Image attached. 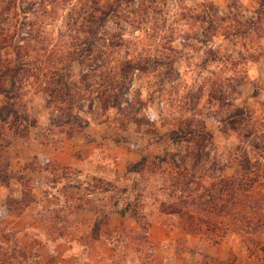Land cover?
I'll return each instance as SVG.
<instances>
[{"label": "rangeland", "instance_id": "1", "mask_svg": "<svg viewBox=\"0 0 264 264\" xmlns=\"http://www.w3.org/2000/svg\"><path fill=\"white\" fill-rule=\"evenodd\" d=\"M58 1L59 7L28 0L24 12L20 1L15 11L6 10L9 0H0V185L9 188L11 197L22 191V204H28L32 190L45 186L44 177L29 176L41 167L50 170L58 183L87 187L89 195L85 193L73 204L76 210L84 198L100 194L91 201L104 205L103 212H112L107 208L117 201L126 207V188L117 190L101 178L88 182L83 174L45 159L39 163L33 159L23 169L16 161L19 141L26 143L28 149L20 153L27 156L34 151L31 139L41 135L49 141V129L61 145L70 138L89 141L87 128L100 124L106 133L104 140L117 147L128 151L145 147L138 152V161L124 160L119 166L141 175L133 198H144L149 204L158 201L159 207L148 206V211L176 214L182 225L201 232L207 240L228 241L232 250L227 264H264V207L256 201L249 210L242 203L244 185H251L256 193L263 189L264 155L252 151L250 172L237 177L244 185L237 191L241 206L236 210L226 184L227 178L245 174L241 172L243 159L237 157L247 152L248 142L241 143L235 127H244L248 121L244 113L249 112L257 127L264 122V0H103L117 12L100 22L102 45L111 49V40L116 47L114 55L94 59L88 79L82 78L77 61L66 69L78 48L73 38L84 33L80 28L88 2ZM27 34L29 40L24 38ZM24 44L29 45L27 74L20 70L15 54ZM126 60L137 65L127 81L126 97L132 105L103 110L99 89L114 82L110 69L118 73L125 69ZM53 61L65 69L63 75L72 84L92 85L81 93V106L75 109L85 121L81 126L57 123L62 112L50 108L48 96L39 91L37 77L48 73L46 81L51 80L54 67L47 64L49 69L38 71L37 66ZM9 68L17 72H8ZM116 80L123 82L120 77ZM75 157L82 158L80 154ZM219 174L224 178L218 179ZM218 198L216 205L221 209L215 211L212 206ZM60 200L64 201L53 194L50 201L60 205ZM134 208L130 213L139 217L141 211ZM55 210L52 215L58 221L63 209ZM140 223L138 238L145 248L147 225L142 219ZM12 239L0 214V264L24 263L22 250ZM26 261L37 263L34 255Z\"/></svg>", "mask_w": 264, "mask_h": 264}, {"label": "crops", "instance_id": "2", "mask_svg": "<svg viewBox=\"0 0 264 264\" xmlns=\"http://www.w3.org/2000/svg\"><path fill=\"white\" fill-rule=\"evenodd\" d=\"M49 131V141L41 135L30 136L34 151L27 156L20 153L28 149L26 143L18 142L19 168L23 169L33 159L38 163L45 159L49 164L66 165L72 172L83 174L88 182L101 178L117 190L126 188L129 204L126 207L119 201L113 207L108 204L107 209L112 212L105 213L104 205L95 206L91 201L100 194L93 199L83 197L84 204L76 210L73 204L89 191L87 187L58 183L50 170L41 167L31 174L26 172L35 180L45 179L44 187L32 190L28 204H22V191L11 197L9 188L0 185V214L19 251L34 255L41 264H145L146 261L149 264H227L232 250L228 241L207 240L201 232L182 225L176 214L146 209L157 208L158 201L149 204L144 198H133L141 175L128 169L122 171L119 164L124 160L138 161L143 145L135 151L117 147L112 141L104 140L106 133L100 124L87 128L89 141L70 138L61 145L57 135ZM164 147L161 148L164 150ZM76 154L82 158L75 157ZM53 194L64 201L60 200V205L50 201ZM59 207L63 210L57 221L52 213ZM134 207L141 211L139 217L130 213ZM141 219L147 225L145 248L138 238Z\"/></svg>", "mask_w": 264, "mask_h": 264}, {"label": "trees", "instance_id": "3", "mask_svg": "<svg viewBox=\"0 0 264 264\" xmlns=\"http://www.w3.org/2000/svg\"><path fill=\"white\" fill-rule=\"evenodd\" d=\"M19 1L21 2V6L25 12L27 8L25 7L24 4L28 0H9L8 7H6L7 8L6 10L13 9L17 11L21 7L19 4ZM44 1L46 3H50L51 5L55 4L57 7H59L58 0H44ZM66 1L67 0H65V2ZM87 2H88V5L87 4L86 5L89 7L86 12L88 14L85 20L82 22L83 28L82 27L80 28L83 30L84 33L79 36L76 35L73 38L74 39L73 45L75 47L77 46L78 48L75 51V53H73L74 56L69 61L70 63H68V67L66 68L69 71L71 65L77 61L81 65V68H82L81 76L83 79H88L90 76H92L90 68L92 66V62L94 61V59L98 60V59H103L104 57L111 55V54L114 55L113 49L116 47L115 43L111 40L109 44V47L111 49L103 46L102 45L103 39H101L102 34L99 33L100 28H101L100 22L103 23L109 17V15L117 12L116 8L110 5L109 3L108 4L104 3L103 0H87ZM29 36L30 35L27 34L26 37L24 38L29 40L30 39ZM28 47L29 45H26V44L19 45L15 53L16 59H18L17 63L19 65V68L20 70H24L25 74L30 72V68L28 66L29 63L25 61L26 60L25 57L28 54ZM78 52H80L81 54L78 55V57H75V55ZM47 64L54 67L53 70L51 71L52 79L46 81V77L48 73H43L42 75L40 74V76L37 77V80L39 82L38 84L41 86L39 91L41 93H45L48 96V106L50 108H53L59 112H62V116H61L62 118L57 123H62L63 126L65 125L81 126V124L85 121L83 120L81 115H78L77 113H75V109L77 106H81L79 105L81 93L84 90L91 89L92 85L86 84L83 87H78L77 85L69 82L68 80L69 77H64L63 75L65 69L63 67H58L59 66L58 62L57 63L54 61L50 63L46 62L42 66L38 65L37 70L43 71L44 69H49V66H47ZM136 66L137 65H135V63L132 60H126L123 63V68L125 69L123 70L120 69L118 73H116L117 71L116 69H110L109 72L113 71L112 73L113 76L111 77V80H114V82L109 85H101L99 89V95L101 96L100 97L101 106L103 110L104 109L108 110L110 108H119L122 106V104H127L128 106L132 105V101H130L126 97L127 92H129L130 90V85L129 83H127V81L131 80L132 74L137 69ZM145 70L146 69L141 68L140 71H145ZM8 72L14 73V72H17V70L9 68ZM103 74L104 76H106L107 72L104 71ZM15 76H16L15 74L12 75V78H11L12 82ZM70 76H72L71 73H70ZM44 77H45V81H44ZM119 77L123 79L122 84L120 82L118 83L117 82L118 80H116ZM8 92H10V90ZM123 97L124 99H122ZM96 104H97L96 107L98 108L99 102H97ZM244 115H246L248 118L247 123L244 125V127H242V129H239L238 127L239 125H237L235 129H237L236 131L239 130L238 134H239L241 143L246 142V140L248 142L247 152L244 151L243 154L241 152L240 153L241 155L239 154L237 157V158L242 157L243 159L242 160L243 165H241V168L243 170H241V172L243 171L245 174L244 175L238 174L236 177L226 179L228 181L226 182V184H229V187H230L229 188L230 191L228 194H232L233 198H235L232 203L233 204L232 208H234L235 210L236 208H240L241 206V204L238 202L239 199L237 198V191H239L241 188L243 189L241 185L243 184V182L240 184L241 180L238 179L237 177L242 178L243 176H247L246 173L250 172L251 170L250 164L252 163L250 154L252 153V151L255 152L256 155L257 154L261 155V157L262 155H264V122H260V127H257L256 123L254 122L251 112L244 113ZM86 124H88V122H86ZM203 132L205 133L206 131L203 129ZM244 149L246 148L243 147V150ZM182 158L184 159V157ZM217 177L218 179L224 178V176L221 174L217 175ZM244 187L247 188V189H244L245 194L243 195L244 199L242 201V203L244 204V207L248 208L249 210H252V207L256 201L257 202L260 201L261 203L260 207H264V184L262 187L263 189L259 193L252 191L253 190L252 186L249 184L244 185ZM218 200H220V198H218L214 206H212L213 210L215 211L221 209L217 207ZM244 226L247 227L249 225H246L245 223ZM5 236H6L7 241L11 240L10 235H5ZM20 255L22 256L24 263H22L23 261H20L19 263L28 264L26 260L31 255H27L23 251H20ZM2 264H5V263H2ZM36 264H41V263L38 260Z\"/></svg>", "mask_w": 264, "mask_h": 264}]
</instances>
